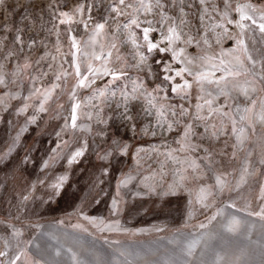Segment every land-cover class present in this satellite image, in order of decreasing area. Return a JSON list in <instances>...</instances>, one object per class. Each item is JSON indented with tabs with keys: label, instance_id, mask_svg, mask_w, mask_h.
<instances>
[{
	"label": "rangeland",
	"instance_id": "1",
	"mask_svg": "<svg viewBox=\"0 0 264 264\" xmlns=\"http://www.w3.org/2000/svg\"><path fill=\"white\" fill-rule=\"evenodd\" d=\"M261 16L264 0H3L0 264H264Z\"/></svg>",
	"mask_w": 264,
	"mask_h": 264
},
{
	"label": "snow or ice",
	"instance_id": "2",
	"mask_svg": "<svg viewBox=\"0 0 264 264\" xmlns=\"http://www.w3.org/2000/svg\"><path fill=\"white\" fill-rule=\"evenodd\" d=\"M2 2H3V0H0V3H2ZM119 2H120V4H124L125 0H119ZM201 2H203V0H201ZM157 4L159 5V0H157ZM225 5H226V6L228 5V0H225ZM129 7H131V5H129ZM79 10H80V9L78 8L77 11H79ZM115 10H116V9H114V11H115ZM149 10H150V6H149ZM237 10L240 11L239 8H238ZM61 15L65 16V17H68V13H61ZM69 18H70V17H69ZM245 19L252 21L253 24L256 23V20H255L252 16H250V15H248V16H246V15H241V20H245ZM261 20H264V16H261ZM62 23H63V21H62ZM132 23H136V21L133 20ZM147 23L150 25L152 22H151V21H147ZM137 26H139V25H137ZM240 26L243 27V25H240ZM97 27H99V28H103L104 25H103V24H100V25H97ZM259 30H260L262 33H264V23H260V24H259ZM149 31H150V28H144V29H143V32H144V39H145L146 41L148 40V33H149ZM168 31H169V36H167L165 39H167L169 42H171L172 39H173V34L175 33V29H174V28H169ZM175 38H176V39H179V38H180V37H179V34H176V35H175ZM17 39H19V38H17ZM241 43H242V42H241ZM157 47H158V45L155 44V43H151V42L148 43V51H152V49L157 48ZM166 50H167V49H160V51H166ZM142 59H146V58H143V57H142ZM222 63H223V62H222ZM25 67H27V65H26ZM186 70H187V69H182L180 72H177L176 75H181V72L186 71ZM89 71H91V69H89ZM77 74L79 75V69H78V68H77ZM228 74H229V75H239L240 73H239V72H231V71L229 70V73H228ZM112 75H113L114 77L117 76L116 73H112ZM196 79H197V81L199 82V81H202V80L207 79V76H206L205 74H202V73H197V74H196ZM261 79H262V82H264V77H262ZM3 82H4L3 79H0V83H3ZM185 83H186V85H187V82H185ZM216 83H219V81H216ZM79 85H81V86L84 85V80H83V79H81V80L79 81ZM188 86H190V85H188ZM244 92H245V95H247V90H244ZM201 99H203V97H201ZM204 104L208 106V109H209V115H212L213 113H220V112H221V109H217V108H214V107H213V100H211V99H204ZM117 106L119 107V105H117ZM196 107H197V109H201V108L203 107V105L197 104ZM247 110H250V109H246V111H247ZM72 111H73V115H72L73 127H75V121H76V115H75V112H76V106L73 107V110H72ZM126 111H127V108H125V112H126ZM186 111H187L186 109H183V108H182V109H181V115L185 114ZM173 115H175V113H173ZM223 115L227 116L228 113H227V112H223ZM126 118L130 119V117H126ZM261 119H264V115L261 116ZM169 127H171V125H169ZM188 127H189V129H190V128H191V125H189ZM186 135H187V132H186ZM205 151H207V149H206ZM76 155L79 156V155H81V153H80V152H77ZM256 214H257V215H264V208L261 209L260 213H256ZM214 218H215V217H213V219H214ZM233 223H236V221L234 220ZM230 230H231V229H230ZM0 255H2V253H0ZM17 259H18V258H17Z\"/></svg>",
	"mask_w": 264,
	"mask_h": 264
}]
</instances>
